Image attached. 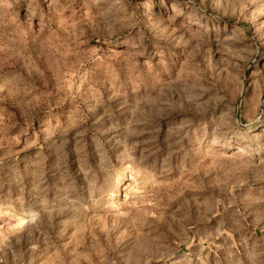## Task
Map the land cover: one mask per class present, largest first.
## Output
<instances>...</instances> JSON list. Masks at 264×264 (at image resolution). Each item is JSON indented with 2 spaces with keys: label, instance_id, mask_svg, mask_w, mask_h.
Returning <instances> with one entry per match:
<instances>
[{
  "label": "rangeland",
  "instance_id": "rangeland-1",
  "mask_svg": "<svg viewBox=\"0 0 264 264\" xmlns=\"http://www.w3.org/2000/svg\"><path fill=\"white\" fill-rule=\"evenodd\" d=\"M0 264H264V0H0Z\"/></svg>",
  "mask_w": 264,
  "mask_h": 264
}]
</instances>
